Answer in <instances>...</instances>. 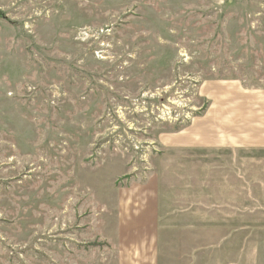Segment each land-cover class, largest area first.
Listing matches in <instances>:
<instances>
[{"label": "rangeland", "instance_id": "rangeland-1", "mask_svg": "<svg viewBox=\"0 0 264 264\" xmlns=\"http://www.w3.org/2000/svg\"><path fill=\"white\" fill-rule=\"evenodd\" d=\"M232 90L264 101V0H0V264L138 260L126 205Z\"/></svg>", "mask_w": 264, "mask_h": 264}, {"label": "crops", "instance_id": "crops-1", "mask_svg": "<svg viewBox=\"0 0 264 264\" xmlns=\"http://www.w3.org/2000/svg\"><path fill=\"white\" fill-rule=\"evenodd\" d=\"M260 95L222 91L214 111L165 139L171 153L158 159L140 200L137 196L132 209L126 205L131 210L126 217L132 214V225L146 232L132 235L141 257L129 264H158L161 256L163 264H198L200 258L264 264Z\"/></svg>", "mask_w": 264, "mask_h": 264}]
</instances>
